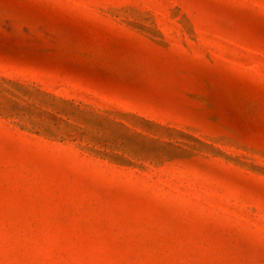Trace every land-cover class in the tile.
<instances>
[{
    "label": "rangeland",
    "instance_id": "obj_1",
    "mask_svg": "<svg viewBox=\"0 0 264 264\" xmlns=\"http://www.w3.org/2000/svg\"><path fill=\"white\" fill-rule=\"evenodd\" d=\"M0 264H264V0H0Z\"/></svg>",
    "mask_w": 264,
    "mask_h": 264
}]
</instances>
